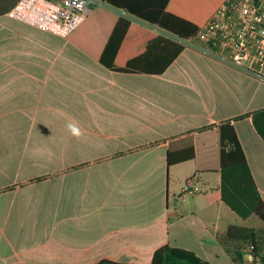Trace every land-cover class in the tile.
I'll return each instance as SVG.
<instances>
[{
    "label": "crops",
    "instance_id": "0c3cea01",
    "mask_svg": "<svg viewBox=\"0 0 264 264\" xmlns=\"http://www.w3.org/2000/svg\"><path fill=\"white\" fill-rule=\"evenodd\" d=\"M18 1L0 0V264H150L164 245L233 264L218 237L264 222L221 201L218 126L233 125L264 200V82L202 43L161 75L113 72L98 58L119 18L172 35L99 0L61 38L11 18Z\"/></svg>",
    "mask_w": 264,
    "mask_h": 264
},
{
    "label": "trees",
    "instance_id": "16d2710c",
    "mask_svg": "<svg viewBox=\"0 0 264 264\" xmlns=\"http://www.w3.org/2000/svg\"><path fill=\"white\" fill-rule=\"evenodd\" d=\"M222 1L105 0L109 6L122 9L185 41L195 36ZM184 48L185 45L178 41L157 34L128 19L119 18L98 61L105 68L117 73L161 75ZM251 116L257 134L264 140V110H259ZM210 127L204 126L199 130ZM218 129L221 201L243 220L256 216L264 222V200L256 187L234 127L230 121H226L221 123ZM193 157L192 145L178 151L169 150L166 165L170 167L189 161ZM218 241L233 264H245L248 255L252 258L250 261L252 264H264V230L229 226L226 232L218 237ZM247 247L251 249L248 250ZM96 264L128 263L104 259ZM150 264L208 263L191 251L164 245L154 251Z\"/></svg>",
    "mask_w": 264,
    "mask_h": 264
},
{
    "label": "built area",
    "instance_id": "2783aa9c",
    "mask_svg": "<svg viewBox=\"0 0 264 264\" xmlns=\"http://www.w3.org/2000/svg\"><path fill=\"white\" fill-rule=\"evenodd\" d=\"M97 1L19 0L9 16L40 31L67 38L86 20L91 5ZM187 41L192 43L189 46L204 44L217 58L264 82V0H223ZM195 191L184 185L182 195ZM247 259L252 258L248 255Z\"/></svg>",
    "mask_w": 264,
    "mask_h": 264
},
{
    "label": "rangeland",
    "instance_id": "374dc122",
    "mask_svg": "<svg viewBox=\"0 0 264 264\" xmlns=\"http://www.w3.org/2000/svg\"><path fill=\"white\" fill-rule=\"evenodd\" d=\"M99 9H103V8H99ZM99 11H101V10H99ZM103 11L106 12L105 9H104ZM95 15H96V14L94 13L93 16H95ZM167 37H168V38H171V39H173V40H175V41H178V42H180V43H182V44H184V45H186V46H189V44H192L191 42L188 43V41L178 39V38H176V37H174V36H167ZM193 43H196V42H193ZM196 44H198V43H196ZM246 263L251 264V262H246Z\"/></svg>",
    "mask_w": 264,
    "mask_h": 264
},
{
    "label": "clouds",
    "instance_id": "9594fccd",
    "mask_svg": "<svg viewBox=\"0 0 264 264\" xmlns=\"http://www.w3.org/2000/svg\"><path fill=\"white\" fill-rule=\"evenodd\" d=\"M69 127L71 128V127H73V126L70 125Z\"/></svg>",
    "mask_w": 264,
    "mask_h": 264
}]
</instances>
